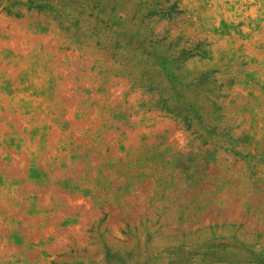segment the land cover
<instances>
[{
    "label": "rangeland",
    "instance_id": "obj_1",
    "mask_svg": "<svg viewBox=\"0 0 264 264\" xmlns=\"http://www.w3.org/2000/svg\"><path fill=\"white\" fill-rule=\"evenodd\" d=\"M0 264H264V0H0Z\"/></svg>",
    "mask_w": 264,
    "mask_h": 264
}]
</instances>
